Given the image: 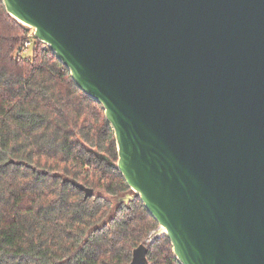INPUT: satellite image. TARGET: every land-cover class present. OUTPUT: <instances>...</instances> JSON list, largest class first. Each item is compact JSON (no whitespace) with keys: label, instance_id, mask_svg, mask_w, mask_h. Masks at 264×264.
Listing matches in <instances>:
<instances>
[{"label":"water","instance_id":"water-1","mask_svg":"<svg viewBox=\"0 0 264 264\" xmlns=\"http://www.w3.org/2000/svg\"><path fill=\"white\" fill-rule=\"evenodd\" d=\"M2 1L105 109L148 241L264 264V0Z\"/></svg>","mask_w":264,"mask_h":264},{"label":"trees","instance_id":"trees-1","mask_svg":"<svg viewBox=\"0 0 264 264\" xmlns=\"http://www.w3.org/2000/svg\"><path fill=\"white\" fill-rule=\"evenodd\" d=\"M118 158L105 109L0 0V264H182L138 195L118 202Z\"/></svg>","mask_w":264,"mask_h":264},{"label":"rangeland","instance_id":"rangeland-1","mask_svg":"<svg viewBox=\"0 0 264 264\" xmlns=\"http://www.w3.org/2000/svg\"><path fill=\"white\" fill-rule=\"evenodd\" d=\"M27 28V27H26ZM28 31H29V35L32 36L34 35V30L30 29V28H27ZM33 49V46L31 45L29 47V50H28V53H30ZM142 262H144V258L143 257H139V256H136L134 258V261L131 263V264H142Z\"/></svg>","mask_w":264,"mask_h":264},{"label":"built area","instance_id":"built-area-1","mask_svg":"<svg viewBox=\"0 0 264 264\" xmlns=\"http://www.w3.org/2000/svg\"><path fill=\"white\" fill-rule=\"evenodd\" d=\"M30 44V42H27L26 45L28 46Z\"/></svg>","mask_w":264,"mask_h":264}]
</instances>
